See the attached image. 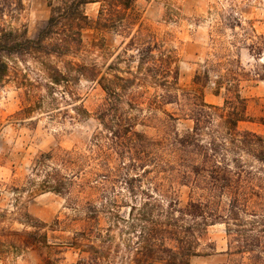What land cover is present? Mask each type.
<instances>
[{
    "label": "rangeland",
    "instance_id": "1",
    "mask_svg": "<svg viewBox=\"0 0 264 264\" xmlns=\"http://www.w3.org/2000/svg\"><path fill=\"white\" fill-rule=\"evenodd\" d=\"M19 1L21 6L17 8L11 5V8L3 9L0 25L35 40L50 16L48 1ZM99 9V4L84 8L91 26L81 33L80 50L66 57L50 58L52 65L60 70L65 62L77 66L73 73L77 78L68 89L63 85L49 89L41 67L26 57L24 63L18 62L17 66L29 83L27 87L17 88L10 83L0 90V211L7 213V225L11 230L23 228L22 224L12 220L17 214L26 213L31 218L29 225L39 221L51 226L56 219L61 221L59 228L55 226L57 231L47 232V241L51 245L64 242L80 225L72 222L78 214L75 204L91 202L98 208L102 196L120 193L118 214L127 218L128 209L123 206L146 201L140 191L151 193L162 201L163 206L168 195L177 198L182 205L189 197L197 199L198 195L195 191L192 195L190 189L182 185L185 179L180 170L179 173L175 170L174 162L179 164L177 159H183L185 154L175 143L168 146V138L171 143L173 133L182 137L192 127L191 121L185 119V114H189L186 102L180 100L178 104H168L162 101L163 88L145 85L133 90L137 105L130 110L125 104L129 101L128 93L118 90L116 94L106 95L96 81L86 78L91 75L88 72L91 67L111 81H116L115 77H128L127 69L137 70V57H117L122 54L131 30L123 33L117 28L112 30L109 22L103 26L98 22ZM122 17L126 26L135 25L132 32L138 30L136 38L140 43L157 44L153 50L156 58L159 52L171 56L170 69L175 71L176 78L174 95L192 90L195 74L207 70L210 82L200 87L203 101L222 108L226 97L234 101L238 94L247 117V122L239 123L238 130L264 137V125L260 124L264 122V83L254 81L252 77H238V83L228 85L230 92L222 87L219 95H214L212 84L218 71L236 70L237 65L245 72L252 69L254 62L247 47L256 41V37L264 36V0H134ZM128 55L135 56V53L129 50ZM118 99L120 103L114 104ZM103 109L108 110L109 115L103 120L105 125L131 118L135 130L154 142L155 146H150L147 151L145 163L139 162L140 166L133 168L127 158L120 159L110 151L97 155L96 138L108 133L99 119ZM57 149L76 153L72 161L77 167L66 172L67 178L75 183L69 194L43 190L40 185L42 175L32 171V163L38 155ZM168 160L173 161L169 166ZM99 167L111 170L110 179H113L106 182L102 192L90 189L95 185L86 183L94 179ZM131 178L138 180L134 183L136 187L141 186L134 199L123 185L125 179ZM84 183L85 187L82 186ZM110 223L109 216L103 214L100 217V228L105 229ZM112 235L117 237L116 229ZM115 243H118L117 238ZM227 243L224 225L209 226L200 249L209 256L194 257L190 264H246L241 256L234 255L233 248L228 250ZM205 245H210L212 250ZM62 256L67 264L77 258L71 251ZM57 257L50 256L51 259ZM120 257L121 253L116 264H121ZM0 264L43 263L35 251H27L7 255Z\"/></svg>",
    "mask_w": 264,
    "mask_h": 264
},
{
    "label": "trees",
    "instance_id": "2",
    "mask_svg": "<svg viewBox=\"0 0 264 264\" xmlns=\"http://www.w3.org/2000/svg\"><path fill=\"white\" fill-rule=\"evenodd\" d=\"M47 1L50 16L35 40L0 25V90L10 83L17 88L27 87L29 83L17 66L18 62L23 64L26 57L32 58L41 67L49 89L62 85L68 89L77 78L73 75L77 66L65 62L60 70L52 65L50 58L66 57L80 50L81 33L91 26L84 8L99 4L100 24L104 26L109 22L112 30L117 28L122 33L131 30L122 54L117 57H137V70L127 69L125 74L128 77H115L116 81H111L91 67L88 71L91 75H86V78L96 81L106 95L116 94L118 90L128 93L129 101L125 104L130 110L137 105L133 90L145 85L163 88L162 101L168 104H178L180 100L186 102L189 114H185V119L191 121L192 127L182 137L173 133L171 143L168 138V146L175 143L185 154L183 159H177L179 164L174 162L175 170L176 173L180 170L185 179L182 185L188 187L192 195L193 191L198 195L197 199L189 197L184 205L168 195V201L163 206L162 201L151 193L140 191L141 186L134 185L137 179H125L123 185L128 195L134 199L140 191L146 201L123 206L128 209L127 218L118 214L117 197L120 193L102 196L98 208L91 202L75 204L78 214L72 222L80 225L64 242L54 245L48 243L47 232L57 231L55 226L59 228L61 221L56 219L51 226L39 221L36 225H29L31 218L26 213L17 214V218L12 220L22 224L23 228L11 230L7 225V213L0 211V261L7 255L35 251L43 264H67L62 255L71 251L77 258L70 264H116L120 253L121 264H190L194 257L209 256L200 252L201 242L209 226L222 224L228 238V250L233 248L234 255L241 256L246 264H264V137L238 130L239 123L247 122L246 109L238 94H235L234 101L226 97L222 108L206 104L200 90L210 82V75L205 70L202 74H195L192 90L174 95L172 91H176V78L175 71L170 69L171 56L159 52L156 58L153 50L157 44L140 43L136 38L138 30L132 32L135 25L129 24L128 27L124 24L122 16L130 10L134 0ZM11 5L17 8L21 2L0 0V14ZM129 50L135 56L128 55ZM247 50L254 62L252 69L245 72L237 65L236 70L218 71L212 82L214 95H219L222 87L230 92L228 85L238 83V77H252L254 81L264 83V36L256 37ZM79 75L85 76L83 73ZM118 102L119 99L114 104ZM107 112L103 109L99 113L101 124L108 133L96 138L97 155L110 151L120 159L127 158L133 168L138 167L139 162L145 163L149 154L147 151L150 146H155L154 142L135 130L131 118L105 125L103 120L109 116ZM260 124L264 125V122ZM75 155L74 151L57 149L34 159L32 171L35 175H42L40 185L43 190L69 194L75 183L67 178L66 172L77 167L72 161ZM171 162L168 160V166ZM253 164L259 167L255 168ZM94 176L86 183L94 184L90 189L100 192L106 188V182L113 180L110 179L111 170L102 167ZM86 183L82 186L85 187ZM103 214L112 220L105 229L99 226ZM114 229L118 243L112 235ZM205 247L212 250L210 245ZM51 255L58 257L51 259Z\"/></svg>",
    "mask_w": 264,
    "mask_h": 264
}]
</instances>
